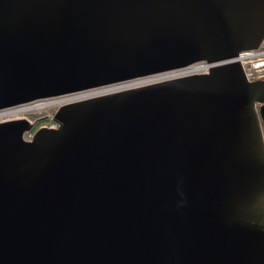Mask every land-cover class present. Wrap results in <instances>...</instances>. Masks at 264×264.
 <instances>
[{
    "label": "water",
    "instance_id": "95a60500",
    "mask_svg": "<svg viewBox=\"0 0 264 264\" xmlns=\"http://www.w3.org/2000/svg\"><path fill=\"white\" fill-rule=\"evenodd\" d=\"M264 0H0V264H264Z\"/></svg>",
    "mask_w": 264,
    "mask_h": 264
},
{
    "label": "bare ground",
    "instance_id": "6f19581e",
    "mask_svg": "<svg viewBox=\"0 0 264 264\" xmlns=\"http://www.w3.org/2000/svg\"><path fill=\"white\" fill-rule=\"evenodd\" d=\"M208 68H209L208 65L207 66L196 65L192 68L186 69L185 71L175 72L174 74H169L164 77H155L152 79H142V80L132 81L131 83H128V84L124 83V84H120L119 86H112L109 88L98 89V91L87 92L85 94L76 95L74 97H65L63 99H55L53 102L36 104V105H32V107H25L26 105H24V107L22 106L20 109L0 112V120H5V119L10 120L11 118H14V119L19 118L22 114L33 113V111H35L36 109L38 110V109L44 108V106H47V105L51 106L55 104L57 106H63L66 103L75 102L76 100L87 99V97H94L100 94H106V93L113 92V91H120L122 89H127L131 87H139L145 84L152 83L153 81L164 80L166 79V77L174 78V77H179V76H186V74L207 73Z\"/></svg>",
    "mask_w": 264,
    "mask_h": 264
},
{
    "label": "built area",
    "instance_id": "2783aa9c",
    "mask_svg": "<svg viewBox=\"0 0 264 264\" xmlns=\"http://www.w3.org/2000/svg\"><path fill=\"white\" fill-rule=\"evenodd\" d=\"M238 60L241 63L242 69L244 70L246 81L252 83V81L264 79V41L261 43V46H259L258 49L241 52L238 55ZM44 127L56 129L58 128V124L54 123L53 126ZM34 133L33 130L25 132L23 134L24 140L31 142L34 139Z\"/></svg>",
    "mask_w": 264,
    "mask_h": 264
},
{
    "label": "rangeland",
    "instance_id": "374dc122",
    "mask_svg": "<svg viewBox=\"0 0 264 264\" xmlns=\"http://www.w3.org/2000/svg\"><path fill=\"white\" fill-rule=\"evenodd\" d=\"M166 78H169V77H166ZM131 82H129V83H131ZM125 84H128V83H125ZM76 95H80V94H76ZM76 95H70V96H65V97H74ZM55 99H63V98H54L53 100L46 99V100H43V101H36V102H32L31 104H24V105H26L25 107H32V105H36V104H43V103L53 102ZM24 105L18 106L16 108L13 107V108H10L8 110H1L0 112H6V111L20 109L22 106L24 107ZM59 107H61V106H57L55 104L51 105V106L47 105V106H44V108H41V109H38V110L36 109L35 111H33V113L22 114L19 118H15V119L25 118L29 122L34 123L35 124L34 128H33V133H34L39 128H43L44 126H48L49 127V126H53L54 125L53 118H54V116L56 114V111L59 109ZM11 119H14V118H11ZM0 121H9V120L5 119V120H0Z\"/></svg>",
    "mask_w": 264,
    "mask_h": 264
}]
</instances>
